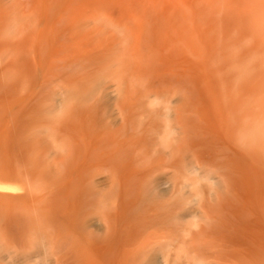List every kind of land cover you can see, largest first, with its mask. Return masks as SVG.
<instances>
[{"label": "rangeland", "instance_id": "1", "mask_svg": "<svg viewBox=\"0 0 264 264\" xmlns=\"http://www.w3.org/2000/svg\"><path fill=\"white\" fill-rule=\"evenodd\" d=\"M0 176V264H264V0H0Z\"/></svg>", "mask_w": 264, "mask_h": 264}, {"label": "bare ground", "instance_id": "2", "mask_svg": "<svg viewBox=\"0 0 264 264\" xmlns=\"http://www.w3.org/2000/svg\"><path fill=\"white\" fill-rule=\"evenodd\" d=\"M138 15V14H137ZM7 112V111H6ZM2 115V114H1ZM4 136V135H3ZM5 170V171H4ZM3 170V173H4V177H1L2 178V180H3V178H4V180L7 178L8 179V177L11 179V177L10 176H8V175H10V174H12L13 175V173H11V171H6V169H4ZM2 173V174H3ZM11 175V176H12ZM20 176V175H19ZM6 177V178H5ZM13 177V176H12ZM15 178V177H14ZM6 179V180H7ZM11 187H9V185H6L5 183H2V181L0 182V211L1 210H5V209H10V208H12V207H14V206H16L17 204H19V203H21V202H23V201H25L24 200V197H21V196H13V195H11V193L9 192V189H10ZM13 190V189H12ZM153 191H154V189H153ZM4 192H9V194L10 195H6ZM165 264H168V261H167V258H165Z\"/></svg>", "mask_w": 264, "mask_h": 264}]
</instances>
